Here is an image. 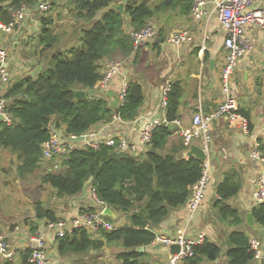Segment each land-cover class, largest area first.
<instances>
[{"label": "trees", "instance_id": "obj_1", "mask_svg": "<svg viewBox=\"0 0 264 264\" xmlns=\"http://www.w3.org/2000/svg\"><path fill=\"white\" fill-rule=\"evenodd\" d=\"M40 1L0 0L2 18L7 22L11 19L9 7H35ZM47 1L58 6L62 0ZM67 1L72 17L84 22L80 26L83 28L80 43L65 51L55 49L59 37L53 33V19L50 13L41 16L39 40L43 48L36 54L42 69L9 91L11 122H0V151L8 152L13 159L8 168L0 169V174L5 176L6 186L10 181L34 183L38 180L41 188L52 189L57 201L76 198L91 186L96 198L119 215L116 221L124 222L116 231L103 232L101 239H93L86 230L55 237L60 255L81 256L91 250L114 247L119 264H159L145 249L156 241L155 230L173 211L186 205L205 165L195 157L184 156L190 146L182 136L172 140L175 130L169 124L157 128L152 145L136 155H125L117 151V146L108 145L76 149L68 156L53 158L44 174L37 175V171L41 169L43 145L55 132L82 136L100 124L113 122L115 113L123 122L136 119L145 101L143 86L137 81L131 82L124 102L119 99L117 106H111L106 99L94 96L103 77L100 63L106 59L125 60L135 53L125 30L127 20L135 30L154 19L168 26L172 23L170 16L190 14L193 0ZM119 2L125 3V14L112 9L96 18L99 11ZM160 36H164L162 30ZM75 89L91 91L93 95L77 101ZM178 109V87L173 84L169 94V122L179 118ZM239 112L250 119L249 113ZM57 163L58 171L54 169ZM236 177V174L226 175L218 186L215 202L220 223L229 228L228 238L221 245L206 239L194 248L195 256L187 264L216 262L226 247L227 264L253 263L249 234L241 228L243 214L229 204L243 187ZM35 205L36 220L26 221L35 229L39 227L38 221L59 218L57 207H47L42 200ZM252 213L256 223L264 228V204L255 205ZM21 254V264H31L30 253L22 251Z\"/></svg>", "mask_w": 264, "mask_h": 264}, {"label": "crops", "instance_id": "obj_2", "mask_svg": "<svg viewBox=\"0 0 264 264\" xmlns=\"http://www.w3.org/2000/svg\"><path fill=\"white\" fill-rule=\"evenodd\" d=\"M207 2V10L212 13L214 11L213 0H207ZM61 5L60 2V6H56L54 10L64 11L63 9L66 8ZM253 6L264 7V0H254ZM67 8H70L69 5ZM54 10L49 14L53 20ZM170 19L172 23L168 26L157 19L152 20L158 24L164 36L157 41L148 42L144 47L135 51L131 57L125 59L127 65L123 69L122 75L115 77L107 86H96L94 96L106 99L111 106L119 104L123 87L133 81L139 82L145 93L144 104L139 109L135 120L123 122L116 118L117 113H115L113 122L100 124L94 128L97 131L96 138L107 139L113 136H123L130 141L132 139V142H137L146 123L163 116L161 98L163 89L169 80L178 87L179 118L176 120L180 122V126L169 124L174 126L173 130H175L172 140L181 136L180 130L182 128L192 127L194 116L199 113L204 115L215 114L224 102L225 95L222 91L220 76L224 64L226 32L221 28L216 12L211 14L209 20L206 18L195 20L191 13L188 15L176 14L173 18L170 16ZM129 23L127 20L125 30L130 27ZM39 26L38 34L35 32L31 36H38V50H41L43 44L39 40V35L42 24ZM29 30L34 31V27L30 22H26L22 30L13 36L14 42L21 40V45H23ZM175 30H189L192 40L182 45L168 42L166 38ZM245 36L252 42L253 49L241 58L232 86L239 111L249 113L250 131L246 133L241 128L239 120L232 122L227 116H219L212 122L210 153L205 162L209 165L211 177L206 199L199 212L193 217L190 216L186 206L173 211L167 220L155 230L157 236H174L188 224L193 236L203 232L206 239L220 245L224 244L230 231L229 228L220 223L217 217L215 207V202L218 200L217 190L226 175L236 174V180L242 183L243 187L239 194L229 201V204L243 214L244 223L241 228L249 235H257L264 243V228L257 224L259 230H252L246 223L247 215L252 212L255 205L253 192L257 178L264 171V165L250 156L255 143H258L264 150V31L256 25L251 26ZM22 60L29 62V60L23 59L19 52V58L13 60L12 63L14 66H19L22 65L20 63ZM109 60L111 59H106L100 63L102 72ZM31 62L34 63L31 77H35L40 71L37 68L42 66H36L39 65L38 60ZM194 144L200 146L202 142L195 140ZM187 151L184 154L185 157ZM2 181H5V176L0 174L1 184ZM82 208L94 209L95 211L101 208L91 186H88L76 198H67L61 201L56 210L58 217L70 218ZM5 213L10 216L14 214L17 220H22L26 215V211L24 212L21 207L5 209L0 215V231L6 228V222L3 218ZM27 213L30 214L28 215L30 221L36 220L33 208L27 210ZM38 223L42 228L43 223L39 221ZM24 224L22 222L21 225ZM8 232L10 231L5 232L4 230L0 234H7ZM13 235L15 240L22 241V235ZM50 240V254L53 258V264H119L115 257L117 249L114 247L91 250L81 256L66 257L59 254L53 235L50 236ZM145 250L159 264H166L172 255L170 247L159 242H154ZM226 252L227 247L218 261L204 264H227ZM21 255L19 252L14 261L0 262V264H21Z\"/></svg>", "mask_w": 264, "mask_h": 264}, {"label": "built area", "instance_id": "obj_3", "mask_svg": "<svg viewBox=\"0 0 264 264\" xmlns=\"http://www.w3.org/2000/svg\"><path fill=\"white\" fill-rule=\"evenodd\" d=\"M207 0H193L191 15L195 20H209L214 11L220 22L221 28L226 32L224 41V64L220 76L222 91L225 99L215 114L204 115L199 113L194 116L191 128H182L180 135L184 138L186 145L190 146L195 140L202 142L200 145L205 152L210 153L212 122L219 116H227L232 122L239 120L241 128L249 133V120L239 112V105L234 97L232 82L238 68L241 58L253 49L252 42L246 38L245 33L251 26H258L264 31V7H254V0H213L214 11L207 10ZM54 5L49 1L41 2L35 6L23 5L19 8L9 7L11 19L7 22L2 18L0 11V122H11V116L8 112L11 105V99L8 97L10 89L18 82L31 77L34 63L29 61H20L22 65L14 66L13 60L19 58L13 55L14 35L21 31L26 22H30L32 27H39L41 16L52 12ZM130 35L134 50L137 51L144 47L150 41H157L160 38L161 29L155 22L148 21L147 25L135 30L131 27L126 28ZM35 33L27 31L28 36ZM25 38L26 40L28 39ZM166 40L176 45H182L192 40L189 30L172 31ZM16 41V42H19ZM125 60H109L105 70L102 72V79L97 86H107L115 77L122 75L126 67ZM35 70V68H34ZM36 72V70H35ZM173 82L167 81L161 98L163 116L159 119L149 120L139 135L137 142H132L123 136H113L107 139H98L96 129L92 128L85 136V141H77L80 136L65 135L54 133L52 137L43 145V154L40 167H48L53 158H62L68 156L76 149H98L101 145L117 146V151L125 155H136L148 150L154 140V132L157 128L173 124L179 125L180 122L174 120L169 122V94L172 90ZM128 85L123 87L120 94L121 103L124 102ZM120 119L119 115L116 116ZM121 120V119H120ZM250 156L252 159L261 162L264 165V150L258 143H255ZM206 162V161H205ZM204 162V163H205ZM54 169L60 170L58 163ZM211 183L209 165L205 163L203 174L200 180L192 187L191 196L186 203L190 216L196 215L202 207L208 188ZM94 194V191H92ZM95 195V194H94ZM96 197V196H95ZM97 199V198H96ZM101 208L99 210L80 209L79 212L70 218L59 217L55 221H43L42 228L35 229L31 224L15 225L14 230L7 234H0V262H12L16 259L19 252L28 251L30 253L31 264H53V258L50 254L51 240L53 237H65L74 233L76 230H86L93 239H101L103 232H113L120 229L124 222L111 220L104 214L107 207L103 202L97 199ZM253 202L255 205L264 204V171L258 176L253 192ZM254 205V206H255ZM109 217V218H108ZM22 235V241L15 240L13 235ZM206 236L203 232L193 236L189 226H185L174 236H157L155 242H159L168 247L179 245L180 251L170 255L166 264H187V261L195 256V247L204 244ZM250 251L253 253V263H264V243L257 236L249 235Z\"/></svg>", "mask_w": 264, "mask_h": 264}, {"label": "rangeland", "instance_id": "obj_4", "mask_svg": "<svg viewBox=\"0 0 264 264\" xmlns=\"http://www.w3.org/2000/svg\"><path fill=\"white\" fill-rule=\"evenodd\" d=\"M61 4V6L66 9H63L64 11L60 12V10H54L56 7L54 6L53 12L55 13L52 15L54 16L52 30L53 33L59 37V41L55 49L58 51H65L71 47L79 45L80 37L82 35L81 32L83 30V28H80V26H82L84 22H78L74 17H72L71 9L67 8V0H62ZM58 6H60V3ZM40 24L41 23H39V25ZM39 28L40 26L34 28L37 34ZM38 45V36H28V39L23 42V45H21L20 56L25 60L37 62L38 57L36 51L38 52ZM36 66H38V64ZM43 67H46V65ZM0 158V169L4 167L8 168L10 159H13L12 155L6 151H0ZM46 170L47 167H42L39 171H37V175L44 174ZM58 170L59 169H57V171ZM30 181L32 182V180ZM10 182L11 184L8 186L5 185L4 181H2V184L0 183V215L2 211L9 209V207L11 209L14 207H21L23 208L24 212L26 211V215L22 218V220H17V218L14 217V214L10 216L8 213H5L6 215L3 216L4 222H6V228L4 229L5 232L13 231L16 224L21 225L22 222L24 224L27 220L30 221L31 219L28 217L30 214L27 213V210L30 208L35 210V204L37 201L42 200L46 203L47 207L53 208L58 207V205L61 203V201H57L55 193L52 191V189L49 187L45 189L41 188L40 182L38 180H36L34 183L22 181H19L18 183L15 181ZM4 230H1L0 233L4 232ZM223 234H225L224 231ZM253 236L257 237V235Z\"/></svg>", "mask_w": 264, "mask_h": 264}, {"label": "water", "instance_id": "obj_5", "mask_svg": "<svg viewBox=\"0 0 264 264\" xmlns=\"http://www.w3.org/2000/svg\"><path fill=\"white\" fill-rule=\"evenodd\" d=\"M45 1H47V0H41V2H45ZM125 6L126 5L124 2L114 3V4L110 5L109 7L99 11L96 18H100L105 12H108L112 9L116 10L117 12H119L121 14H125ZM19 47H20V42H15L14 48H13V55L14 56H17L18 51H19ZM37 69L39 71L42 69V67H38ZM73 94H74L76 100L79 101L82 99H87L88 97L92 96L93 92L87 91L84 89H75L73 91ZM117 116H118V113H117ZM170 127L173 129L174 126L170 125ZM85 139H86L85 136H80L77 141H85ZM186 157H195V158L201 160L202 162H205L208 159V154L205 152V150L201 146L193 143L190 145V148L186 153ZM104 214L109 216L112 219H115V220L119 218V215L117 213H115V211L110 207H106L104 209ZM39 222H41V221H39ZM246 223H247V226L249 228H251L252 230H259L258 225H257L256 220H255V217H254L252 212L248 213ZM170 249H171L172 254H176L180 251V246L179 245H172L170 247ZM143 250L144 249H141V251H143Z\"/></svg>", "mask_w": 264, "mask_h": 264}]
</instances>
